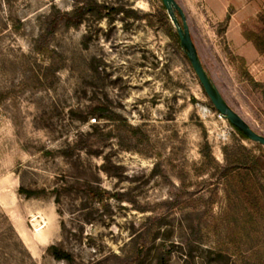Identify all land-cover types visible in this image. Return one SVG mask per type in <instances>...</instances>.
Segmentation results:
<instances>
[{
  "label": "rangeland",
  "instance_id": "374dc122",
  "mask_svg": "<svg viewBox=\"0 0 264 264\" xmlns=\"http://www.w3.org/2000/svg\"><path fill=\"white\" fill-rule=\"evenodd\" d=\"M176 1L264 136V54L243 36L264 0ZM175 35L161 0H0V264H264V177L232 167L264 146L214 110Z\"/></svg>",
  "mask_w": 264,
  "mask_h": 264
},
{
  "label": "water",
  "instance_id": "95a60500",
  "mask_svg": "<svg viewBox=\"0 0 264 264\" xmlns=\"http://www.w3.org/2000/svg\"><path fill=\"white\" fill-rule=\"evenodd\" d=\"M166 14L174 27L179 45L197 77V80L214 110L240 131L249 141L264 146V136L256 133L225 101L211 78L206 73L191 40L186 16L176 0H161Z\"/></svg>",
  "mask_w": 264,
  "mask_h": 264
},
{
  "label": "trees",
  "instance_id": "16d2710c",
  "mask_svg": "<svg viewBox=\"0 0 264 264\" xmlns=\"http://www.w3.org/2000/svg\"><path fill=\"white\" fill-rule=\"evenodd\" d=\"M256 25L253 30L247 28V26H243V36L244 38L251 42L256 51L263 55L264 54V10L257 14L256 17ZM54 30V24L51 22L48 24V34H51ZM176 36V42L179 44V40ZM180 46V45H179ZM181 48V47H180ZM182 49V48H181ZM91 116L93 117V121L96 120H108L111 122L119 121L116 119L115 115L109 112L107 109L102 107H97L91 112ZM241 138L247 139L240 131L234 128ZM131 133L135 136L137 134V130L131 129ZM234 173V177L237 180H240L244 175H247L248 172L258 171L262 177H264V159L257 158L251 159L249 162L242 159H238L235 164L232 166ZM56 259H65L66 256L63 254H56ZM160 264H164V262L160 261Z\"/></svg>",
  "mask_w": 264,
  "mask_h": 264
},
{
  "label": "crops",
  "instance_id": "0c3cea01",
  "mask_svg": "<svg viewBox=\"0 0 264 264\" xmlns=\"http://www.w3.org/2000/svg\"><path fill=\"white\" fill-rule=\"evenodd\" d=\"M255 49V48H254ZM257 52V51H256Z\"/></svg>",
  "mask_w": 264,
  "mask_h": 264
}]
</instances>
